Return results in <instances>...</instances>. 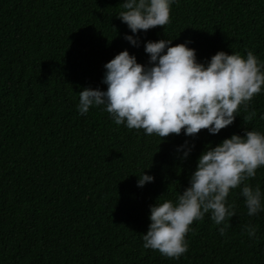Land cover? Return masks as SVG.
<instances>
[{"label":"trees","instance_id":"1","mask_svg":"<svg viewBox=\"0 0 264 264\" xmlns=\"http://www.w3.org/2000/svg\"><path fill=\"white\" fill-rule=\"evenodd\" d=\"M123 2L0 0V264H264V167L247 181L260 186L262 210L249 217L241 189L231 190L236 216L224 236L208 213L179 259L142 239L150 207L177 202L208 146L264 134V88L249 103L254 119L241 106L216 135L162 139L115 124L105 106L78 112L83 89L107 90L104 65L119 53L149 67L148 41H191L205 66L221 51H251L264 65V0H175L170 23L136 34L117 18ZM142 174L154 182L138 187Z\"/></svg>","mask_w":264,"mask_h":264},{"label":"clouds","instance_id":"2","mask_svg":"<svg viewBox=\"0 0 264 264\" xmlns=\"http://www.w3.org/2000/svg\"><path fill=\"white\" fill-rule=\"evenodd\" d=\"M175 0H124V11L117 17L133 34L147 32L170 23L171 5ZM133 46L138 38L125 36ZM191 43V41L186 42ZM172 41H148L149 67L137 63L127 50L104 65L102 83L107 90L85 88L79 93L78 112L86 115L93 106H105L115 124L128 129H143L160 138L179 136L182 131L194 137L202 130L212 135L232 125L243 106L246 120L257 113L249 103L264 88V65L251 52L247 58L238 53L215 54L205 66L198 63L196 52L186 44L170 46ZM187 147V142L185 146ZM191 152H184L186 159ZM264 167V134L246 130L244 136L232 135L214 148L208 146L198 159L190 186L179 194L177 202L165 200L150 207L148 231L142 235L143 247L165 257L179 259L188 251L185 237L195 221L211 213L221 236L231 227L226 221L236 216V204L228 203L230 191L240 188L249 217L262 210L259 185L247 181ZM154 182L142 174L138 187ZM249 237L257 228L245 226Z\"/></svg>","mask_w":264,"mask_h":264}]
</instances>
